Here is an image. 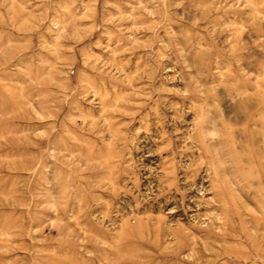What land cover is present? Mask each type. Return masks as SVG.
<instances>
[{"label":"rangeland","instance_id":"rangeland-1","mask_svg":"<svg viewBox=\"0 0 264 264\" xmlns=\"http://www.w3.org/2000/svg\"><path fill=\"white\" fill-rule=\"evenodd\" d=\"M0 264H264V0H0Z\"/></svg>","mask_w":264,"mask_h":264}]
</instances>
